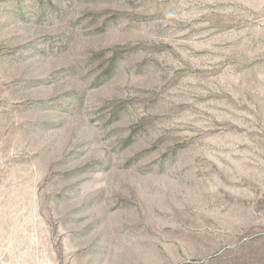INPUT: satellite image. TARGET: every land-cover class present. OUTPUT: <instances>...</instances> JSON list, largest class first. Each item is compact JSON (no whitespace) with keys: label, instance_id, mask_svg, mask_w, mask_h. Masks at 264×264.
Listing matches in <instances>:
<instances>
[{"label":"rangeland","instance_id":"1","mask_svg":"<svg viewBox=\"0 0 264 264\" xmlns=\"http://www.w3.org/2000/svg\"><path fill=\"white\" fill-rule=\"evenodd\" d=\"M0 264H264V0H0Z\"/></svg>","mask_w":264,"mask_h":264}]
</instances>
